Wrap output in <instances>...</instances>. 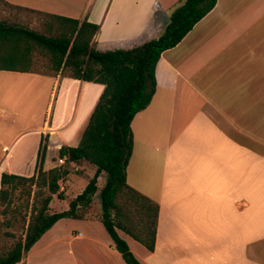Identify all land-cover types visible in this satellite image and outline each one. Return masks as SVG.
<instances>
[{"label":"crops","instance_id":"0c3cea01","mask_svg":"<svg viewBox=\"0 0 264 264\" xmlns=\"http://www.w3.org/2000/svg\"><path fill=\"white\" fill-rule=\"evenodd\" d=\"M1 1L97 24L93 43L103 52L157 39L185 0ZM38 80L51 125L45 165L49 148L56 156L78 146L104 86L60 75ZM155 80L149 105L131 122L126 168V184L158 205L154 249L117 233L140 264H264V0H217L161 54ZM18 264L126 263L88 217L58 220Z\"/></svg>","mask_w":264,"mask_h":264},{"label":"trees","instance_id":"16d2710c","mask_svg":"<svg viewBox=\"0 0 264 264\" xmlns=\"http://www.w3.org/2000/svg\"><path fill=\"white\" fill-rule=\"evenodd\" d=\"M216 2L185 0L171 13L168 24L157 39L130 50L98 51L93 39L99 25L87 20L36 12L48 19L47 34L9 26L0 21V72L35 73V55H40L48 62V70L44 75H60L104 86L78 146H62L58 150V158H65L66 165L88 163L95 167L92 178L82 192L69 202L67 210L51 213L52 197L55 195L58 199H64L59 181L68 171L63 167L44 170L48 140L43 135L32 176L0 174L2 215L9 213L15 190L21 189L28 199L33 195L28 223L26 216L23 217L26 221L24 239L0 256V264L21 262L32 246L58 220L88 218L82 212L91 205L98 190L97 180L102 174L106 175V181L99 193L101 214L96 218L111 238L115 249L126 264H140L126 241L117 233L120 230L148 251H153L158 205L126 184V168L133 148L131 122L137 113L147 108L155 93V67L161 54L176 47L215 7ZM43 188L47 189L48 195L40 200V206L37 207ZM123 196L137 209L139 222L134 225L118 204ZM126 222L137 232H133Z\"/></svg>","mask_w":264,"mask_h":264},{"label":"rangeland","instance_id":"374dc122","mask_svg":"<svg viewBox=\"0 0 264 264\" xmlns=\"http://www.w3.org/2000/svg\"><path fill=\"white\" fill-rule=\"evenodd\" d=\"M0 21L9 26L24 27L41 34H47L49 22L46 17L34 11L11 6L1 0ZM47 67L46 59L40 55H35V73L0 72V174L5 172L25 177L34 174V160L40 135L47 139L45 135L51 131L47 128V126H51L48 123L49 115L46 112L48 108L47 93L45 90L40 93V87L36 85L39 84L38 76H48L43 74L47 72ZM21 137L23 138L17 144V140ZM54 152V147L49 148L48 156H52L44 165V170L63 167L68 171V174L59 181L60 192L64 199L61 200L55 195L53 196L52 211L60 212L68 209V203L81 193L95 169L90 165H85L82 170H76L75 166L60 164L58 155H53ZM105 181L106 175H102L98 181L99 185L105 184ZM32 189L35 190L34 187ZM46 195H48V191L43 188L37 207L40 206V200ZM11 199L12 204L8 208L9 213L2 215L3 207L0 205V256L24 239L33 195L28 199L21 192V189H18L14 191ZM118 204L133 225L139 222L137 209L128 202L126 197H121ZM85 213L90 218L100 216L99 194L93 196L88 209H83L82 215ZM25 216L26 221L23 220ZM126 224L133 232H137L129 223L126 222Z\"/></svg>","mask_w":264,"mask_h":264},{"label":"built area","instance_id":"2783aa9c","mask_svg":"<svg viewBox=\"0 0 264 264\" xmlns=\"http://www.w3.org/2000/svg\"><path fill=\"white\" fill-rule=\"evenodd\" d=\"M59 163H60V164H64V163H65V158H63V159H59Z\"/></svg>","mask_w":264,"mask_h":264}]
</instances>
